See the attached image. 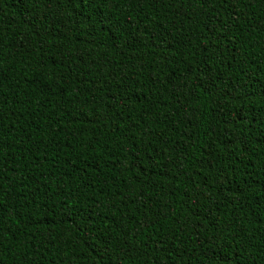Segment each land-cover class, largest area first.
<instances>
[{"label":"trees","instance_id":"trees-1","mask_svg":"<svg viewBox=\"0 0 264 264\" xmlns=\"http://www.w3.org/2000/svg\"><path fill=\"white\" fill-rule=\"evenodd\" d=\"M0 264H264V0H0Z\"/></svg>","mask_w":264,"mask_h":264},{"label":"snow or ice","instance_id":"snow-or-ice-1","mask_svg":"<svg viewBox=\"0 0 264 264\" xmlns=\"http://www.w3.org/2000/svg\"><path fill=\"white\" fill-rule=\"evenodd\" d=\"M3 203V201L2 200H0V204H2Z\"/></svg>","mask_w":264,"mask_h":264}]
</instances>
